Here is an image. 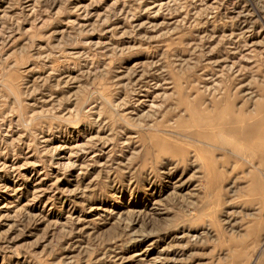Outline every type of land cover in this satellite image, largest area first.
Wrapping results in <instances>:
<instances>
[{"label":"rangeland","instance_id":"obj_1","mask_svg":"<svg viewBox=\"0 0 264 264\" xmlns=\"http://www.w3.org/2000/svg\"><path fill=\"white\" fill-rule=\"evenodd\" d=\"M0 264H264V0H0Z\"/></svg>","mask_w":264,"mask_h":264}]
</instances>
